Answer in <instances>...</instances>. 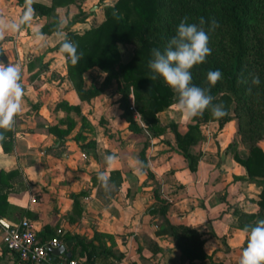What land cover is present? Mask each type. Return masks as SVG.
<instances>
[{
	"label": "crops",
	"instance_id": "obj_1",
	"mask_svg": "<svg viewBox=\"0 0 264 264\" xmlns=\"http://www.w3.org/2000/svg\"><path fill=\"white\" fill-rule=\"evenodd\" d=\"M36 2L50 4V0ZM23 10L24 5L15 0H0V11L7 18H16ZM79 11L82 14L72 21ZM55 14L58 27L67 19L64 31L68 27L76 34L103 18L97 0L59 6ZM50 21L51 17L35 13L31 24L0 41V61L22 66L25 90L10 147L6 145L3 151L0 145V171H16L9 187L2 190L6 206L0 222L13 224L27 218L37 234L48 227V238L59 234L89 241L97 232L90 264H188L171 237L158 233L165 224L183 225L200 234L202 250L212 264H239L246 237L237 228V214L257 211L261 184L247 178L243 167L233 161L232 148L227 147L237 144L236 151L246 152L241 149L244 144L236 134L235 121L228 120L220 129L215 121L199 125L201 140L189 148L199 154L191 173L170 127L150 137L144 124L135 119L142 132L129 130L128 122L120 117L115 83L104 87L105 74L97 67L82 73V87H101L102 92L89 100L78 98L66 75L65 57L55 49L60 42L58 28L44 34L45 47L34 38V29ZM61 101L76 105L78 112L55 107ZM176 102L157 117L161 124L172 122L183 131L191 119L173 107ZM166 116L167 121H162ZM70 123L63 138L48 131L51 126L66 129ZM257 145L264 151V139ZM111 154L118 159L108 168L104 157ZM98 171L108 172L107 191L97 178ZM111 171L118 175L111 177ZM0 264H21L4 249L1 231Z\"/></svg>",
	"mask_w": 264,
	"mask_h": 264
},
{
	"label": "trees",
	"instance_id": "obj_2",
	"mask_svg": "<svg viewBox=\"0 0 264 264\" xmlns=\"http://www.w3.org/2000/svg\"><path fill=\"white\" fill-rule=\"evenodd\" d=\"M15 1L20 5L25 4V0ZM81 1L50 0L49 5L35 2L32 7L38 16L51 17L48 24L40 27L41 32L50 34L57 30L56 7ZM104 1L97 0L102 6L103 16L97 25L81 34L66 28L68 38L78 45V53L84 54L75 66L66 59V54H62L65 57L66 75L78 98L89 100L102 92L101 87H82V73L97 67L105 74L104 87L115 83L119 94L117 101L121 110L120 117L128 122L129 130L132 133L142 132L128 109L132 102L150 137L159 136L170 127L175 146L187 160V168L191 173L196 170L199 154L191 153L189 148L201 140L199 125L215 121L220 129L225 122L233 119L238 139L247 147L245 153L234 148L232 159L243 167L247 178L257 179L261 184L255 201L257 211L239 212L237 228L242 230L246 225L254 226L256 221L264 219V151L257 145V142L264 139V0H113L111 4H105ZM112 4L122 19L113 16ZM81 14L79 11L72 21L77 20ZM185 16L189 18V23H198L199 18L203 17L206 31L212 20L218 24L209 32L211 54L205 62L193 66L190 72L192 84L208 89V94L214 98L212 103L223 105L226 115L215 118L209 107L202 115L192 118L185 130L179 131L175 123L164 125L157 117L159 112L174 102L175 92L159 76L156 80L150 79L153 73L148 68V61L153 48L163 50L176 35L178 25ZM126 46L131 47L130 55L122 59L121 48ZM59 48L60 42L55 46V49ZM215 70L222 73V78L212 86L207 81V73ZM253 75L259 76V85L251 83ZM55 107L78 112L76 105H67L63 101L57 102ZM71 127V123L63 130L51 126L48 131L63 138ZM4 135L6 140L0 145L3 151H7L6 145L10 147L11 143V131L4 132ZM145 140L143 145L147 142ZM227 147L232 148V143ZM15 174V170L0 171V214L6 206V194L2 190L9 187L8 181ZM110 175H118V172L111 171ZM2 177L6 182H2ZM118 185L119 179L115 182V186ZM158 233L171 237L188 264H196L194 261L212 264L202 250L203 239L197 230L183 225L165 224ZM48 235L49 229L46 226L37 234L42 241L51 238ZM55 237L69 250L71 258L84 256L88 263L92 262L93 240L99 237L97 232L89 241L77 236L66 239L64 235L61 237L58 234ZM246 246L247 239L240 247V258ZM53 258L57 259L58 256Z\"/></svg>",
	"mask_w": 264,
	"mask_h": 264
},
{
	"label": "clouds",
	"instance_id": "obj_3",
	"mask_svg": "<svg viewBox=\"0 0 264 264\" xmlns=\"http://www.w3.org/2000/svg\"><path fill=\"white\" fill-rule=\"evenodd\" d=\"M36 0H25L24 10L16 18H7L3 11H0V41L6 35L19 32L25 25L31 24L35 17V10L32 5ZM116 19H122V15L115 10V5H110ZM185 16L178 25L176 35L173 36L163 50L153 48L151 59L148 61V68L151 70V80L159 76L163 81L178 94L177 102L173 105L184 118L192 119L211 107V113L215 118H221L226 112L221 104H213V97L208 94V89H203L192 84L190 69L193 66L205 62L206 57L211 54L209 47V32L213 31L218 24L211 21L208 31L204 25L206 21L199 18L198 23H189ZM67 19L61 20L56 37L60 41L59 51L66 54V59L75 66L83 57L78 53V45L68 38L64 31L67 26ZM35 40L40 47L46 46V37L37 27L33 31ZM22 66L18 63L0 61V144L6 140L4 132L14 128L15 117L23 110L24 85L22 77ZM222 78L219 70L209 71L207 81L214 86ZM253 85H259L258 75L251 79ZM133 100V98H131ZM139 113H137L138 115ZM116 154L106 155L105 164L108 168L117 161ZM97 178L100 180L105 191L109 188L110 177L107 171H98ZM247 246L243 249L239 264H264V219L256 221L254 226L246 225L242 229Z\"/></svg>",
	"mask_w": 264,
	"mask_h": 264
},
{
	"label": "built area",
	"instance_id": "obj_4",
	"mask_svg": "<svg viewBox=\"0 0 264 264\" xmlns=\"http://www.w3.org/2000/svg\"><path fill=\"white\" fill-rule=\"evenodd\" d=\"M128 109L132 112L133 117L139 120V115H137L132 102ZM0 231L4 249L14 254L21 264H90L84 256L69 259L62 256L54 259V255L46 247L57 248L62 245L61 240L51 237L42 241L27 218L13 224L0 222Z\"/></svg>",
	"mask_w": 264,
	"mask_h": 264
},
{
	"label": "water",
	"instance_id": "obj_5",
	"mask_svg": "<svg viewBox=\"0 0 264 264\" xmlns=\"http://www.w3.org/2000/svg\"><path fill=\"white\" fill-rule=\"evenodd\" d=\"M46 248L54 256L63 255L67 259L71 258V253L69 251H66L63 245H60L57 248H51L49 246H47Z\"/></svg>",
	"mask_w": 264,
	"mask_h": 264
},
{
	"label": "rangeland",
	"instance_id": "obj_6",
	"mask_svg": "<svg viewBox=\"0 0 264 264\" xmlns=\"http://www.w3.org/2000/svg\"><path fill=\"white\" fill-rule=\"evenodd\" d=\"M130 51H131V47L130 46H127V47H124V48H122L121 49V53H122V58L123 59H125V58H127L128 56H129V54H130ZM177 97H178V94L177 93H175V100H177ZM230 114V116H232V113L230 112L229 113ZM167 116L166 117H162L161 119H162V121H167ZM176 119H178V118H176ZM235 144V143H234ZM236 145L237 144H235V146H233L232 147V149H231V151L236 147ZM246 144H244V149L243 148H241L242 150H246ZM241 151V150H240Z\"/></svg>",
	"mask_w": 264,
	"mask_h": 264
}]
</instances>
